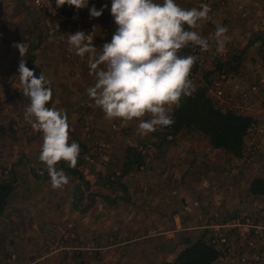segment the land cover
Wrapping results in <instances>:
<instances>
[{"label":"rangeland","instance_id":"374dc122","mask_svg":"<svg viewBox=\"0 0 264 264\" xmlns=\"http://www.w3.org/2000/svg\"><path fill=\"white\" fill-rule=\"evenodd\" d=\"M34 2L0 0V178L17 176L0 214V264H175L206 230L220 250L216 264H249L243 256L264 264V196L249 189L254 178L264 177V0H175L186 9H212L213 19L195 29L209 39V51L190 45L178 54L197 57L190 73L196 88L208 86L223 110L254 118L240 158L214 148L197 130L163 139L160 128L140 136L138 120L107 119L87 93L95 84L87 57L70 49L67 35L89 34L99 52L117 29L112 0H88L79 10L65 4L56 15ZM51 3L55 8L56 0ZM93 6L103 9L100 17L90 15ZM217 24L228 29L220 52ZM16 44H24L25 57ZM21 59L49 80L53 97L46 107L67 113L69 143L80 146L75 169L64 161L57 165L70 178L62 190H53L39 160L43 134L25 120L30 100L19 80ZM133 153L142 160L125 172ZM219 234L226 243L214 242Z\"/></svg>","mask_w":264,"mask_h":264},{"label":"clouds","instance_id":"9594fccd","mask_svg":"<svg viewBox=\"0 0 264 264\" xmlns=\"http://www.w3.org/2000/svg\"><path fill=\"white\" fill-rule=\"evenodd\" d=\"M65 4L79 10L88 6V0H56L55 8L49 0L47 6L55 15L56 9ZM211 12L208 4L186 9L175 0H163L162 4L155 0H112L111 14L117 29L111 42L105 43L99 52L89 34L77 31L67 35L70 49L82 59L87 57L90 75L95 77V84L87 93L107 119L138 120L140 136L174 124L170 109L180 107L182 98L196 90L190 73L197 57L178 53L190 45L202 52L209 51V39L195 29L213 19ZM102 14L103 9L98 11L95 6L90 10L92 17ZM227 32V27L216 25L217 52L223 50ZM14 46L22 58L26 56L24 44ZM18 71L22 93L30 100L25 120L34 131L43 134L39 160L45 165L53 190H62L70 178L57 165L64 161L75 169L80 146L69 143L67 113L46 107L53 97L46 76H37L24 59Z\"/></svg>","mask_w":264,"mask_h":264},{"label":"trees","instance_id":"16d2710c","mask_svg":"<svg viewBox=\"0 0 264 264\" xmlns=\"http://www.w3.org/2000/svg\"><path fill=\"white\" fill-rule=\"evenodd\" d=\"M207 87L201 85L191 96L183 97L180 107L174 106L170 112L174 124L161 127L159 133L161 132L163 139H166L184 129L197 130L209 138L214 148L223 149L233 157H243L245 139L254 124V118L232 109L223 110L210 97ZM130 156L134 160L128 156L125 172L129 171L133 162L142 160L140 154L133 153ZM16 178L13 172L8 178H0V214L7 209L17 183ZM249 189L252 194L264 196V177L254 178ZM219 255L220 250L211 241L209 230H206L195 241L184 247L176 255L174 262L175 264H215Z\"/></svg>","mask_w":264,"mask_h":264},{"label":"crops","instance_id":"0c3cea01","mask_svg":"<svg viewBox=\"0 0 264 264\" xmlns=\"http://www.w3.org/2000/svg\"><path fill=\"white\" fill-rule=\"evenodd\" d=\"M201 184H204V186H207V182H205L204 181V183L203 182H201ZM157 186V185H156ZM156 186H153L152 188H155ZM160 187H162L161 185H160ZM209 187V186H208ZM203 188H205V187H203ZM213 188L215 189L216 188V185H213ZM157 189V188H156ZM206 192H208V188H205V189H203L202 190V193H205L206 194ZM155 193V192H154ZM144 194V193H143ZM214 195V197H213V204L215 205V206H217V210H216V212L215 213H217L219 210H218V208H219V205L221 204V203H219V201H217V200H215L214 198H216L217 196H218V194H216V192H215V194H213ZM205 196L206 195H204L203 196V198H201L202 199V204H204L205 203V201L207 200V197L205 198ZM208 197H211V196H208ZM260 202V204H263L261 201H259ZM216 203H219V205H216ZM236 203H237V201H236ZM264 205V204H263ZM204 212V211H203ZM260 215H263V213H261ZM262 218H263V221H264V217L262 216ZM257 221H258V219H257ZM240 228H242V227H240ZM235 232H237V233H239L240 234V232L239 231H235ZM243 233H245L246 235H247V233H248V231L247 230H245L244 229V231H243ZM250 234V233H249ZM251 235V234H250ZM248 238H249V236H248ZM248 238H247V240H246V246H247V244H248V242H249V240H248ZM249 246H247V247H245V251H246V253H250L251 254V252H249L248 250H247V248H248ZM250 248V247H249ZM248 248V249H249ZM243 250V248H241L240 249V252L239 253H237L236 254V258L238 259V260H240V257H241V254L242 253H244L245 251H243V252H241ZM249 254V255H250ZM236 258H232V259H235V260H237ZM220 261L218 260V263H219ZM238 262V261H237ZM237 262L236 263H234V264H237ZM216 264V263H215Z\"/></svg>","mask_w":264,"mask_h":264},{"label":"built area","instance_id":"2783aa9c","mask_svg":"<svg viewBox=\"0 0 264 264\" xmlns=\"http://www.w3.org/2000/svg\"><path fill=\"white\" fill-rule=\"evenodd\" d=\"M35 2H34V4L38 7V8H43V9H46V5H47V3H42V0H39V2H37V0H34ZM58 12H57V10H56V14H57ZM51 14L53 15V13L51 12ZM55 14V15H56ZM226 224H217V225H214L215 226V228H221V227H223V226H225ZM255 227H257L256 225H254L253 226V228H255ZM254 230H256L257 231V229L255 228ZM258 232V231H257ZM227 238L225 237V236H223L222 234H219V235H217V238L216 239H214V242H219V243H226L227 241ZM249 257V256H248ZM248 257L246 256V257H242V261L243 262H248L249 264H251L253 261L251 260L252 258H250V260L252 261H249V259H248ZM254 264H258V262H257V260H256V262H253Z\"/></svg>","mask_w":264,"mask_h":264}]
</instances>
